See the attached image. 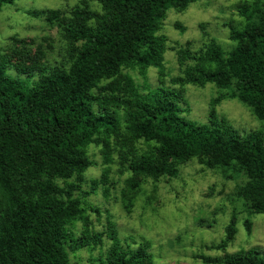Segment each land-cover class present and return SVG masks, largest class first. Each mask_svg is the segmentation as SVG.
<instances>
[{"label": "trees", "instance_id": "1", "mask_svg": "<svg viewBox=\"0 0 264 264\" xmlns=\"http://www.w3.org/2000/svg\"><path fill=\"white\" fill-rule=\"evenodd\" d=\"M100 11L86 0L67 10L27 11L43 17L67 43L68 66L47 68L11 63L0 50V264H71L69 250L103 247L100 264H154L148 244L121 242L108 219L105 232H96L87 218L83 199L95 195L106 177L93 180L88 192H79L82 175L94 165L88 147L100 148L106 164L113 148L135 178L154 181L174 178L181 165L197 160L205 169L232 167L245 175L237 196L254 214L264 215V139L250 132L239 137L214 120L197 125L182 114V95L169 90H139L123 69L150 67L163 75L165 38L157 36L168 10H185L197 0H97ZM14 0H0V10ZM242 31L230 29L236 42L223 60L210 43L201 59L217 68L186 70L170 80L173 85L232 87L233 95L264 121V9ZM181 28V27H180ZM10 40L20 44L15 38ZM179 62L193 61L189 50H177ZM211 102L209 117L215 118ZM144 143L146 149L137 148ZM131 199L123 200L129 213ZM94 213L97 209L90 208ZM84 230L76 232L74 223ZM231 222L218 249L235 234ZM250 229V225L246 226ZM210 264H264L257 251L224 257L198 256Z\"/></svg>", "mask_w": 264, "mask_h": 264}, {"label": "rangeland", "instance_id": "2", "mask_svg": "<svg viewBox=\"0 0 264 264\" xmlns=\"http://www.w3.org/2000/svg\"><path fill=\"white\" fill-rule=\"evenodd\" d=\"M82 0H14L0 10V50L11 63L43 65L47 68L68 66L70 54L67 43L55 28H50L43 17L33 18L27 11L67 10ZM90 9L100 11L97 0H86ZM264 9V0H197L185 10L170 9L159 25L157 36L165 38L163 75L150 67L145 76L138 69H123L136 87L145 92L156 89L169 90L182 95V116L197 125L211 120L231 127L239 137L250 132L260 133L264 139V121L253 110L241 103L232 87L218 88L213 84L204 87L173 85L170 80L184 76L186 70L217 68V63H205L201 56L210 43L218 46L221 58L236 47L230 40L229 26L242 31L247 23L255 21L256 9ZM181 27V28H180ZM23 41L22 44L10 39ZM185 48L194 60L178 61L177 50ZM220 98L214 109L215 118L209 117L212 100ZM140 150L146 149L142 142ZM87 154L94 162L79 183V194L88 192L91 182L106 177L107 197L99 186L95 195L83 199L88 209L87 218L96 232H105L108 219L121 242H144L153 256L154 264H207L198 256L224 257L238 252L257 251L264 255V215L254 214L237 196V185L245 175L228 168L205 169L197 160H190L179 167L174 178L162 177L156 181L138 177V187L128 183L132 174L120 159V149L113 148L110 163L106 164L100 148L91 145ZM131 199L132 208L127 213L122 205ZM90 208L97 209L94 213ZM233 222L235 234L223 250L218 244L225 238L227 226ZM250 225V229H247ZM76 232H82V223H74ZM109 241L103 238V247L69 252L71 264H100ZM210 264V263H208Z\"/></svg>", "mask_w": 264, "mask_h": 264}]
</instances>
